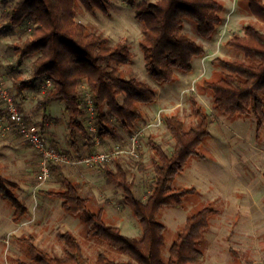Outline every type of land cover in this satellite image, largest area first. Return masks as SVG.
Masks as SVG:
<instances>
[{
	"label": "trees",
	"instance_id": "obj_1",
	"mask_svg": "<svg viewBox=\"0 0 264 264\" xmlns=\"http://www.w3.org/2000/svg\"><path fill=\"white\" fill-rule=\"evenodd\" d=\"M107 2L9 0L0 17L1 23L13 27L28 18L27 36L15 44L14 52L20 59L34 56L30 63L31 76L39 78L46 75L50 80V86L36 102V109L41 112L39 127L45 134V122L50 120L48 104L52 100H61L67 118V135L75 153L78 151L77 133L84 138L86 146L93 149L96 140L101 142L110 137L117 126L132 131L143 116L141 105L156 101L154 88L148 82L121 74L120 66L128 64L133 57L125 38L108 45L105 36L89 31L86 25L74 19L77 4L89 12L98 10L108 14ZM247 6L257 22L264 24V1L247 0ZM221 11L222 5L216 0L139 2L134 11L142 25L138 47L150 77L163 84L173 82L178 72H190L191 60L202 56L204 51L182 31L183 21H192L199 36L209 38L221 22ZM225 46L239 53L242 60L215 57L212 65L219 68V77L204 78L202 87L210 93L219 114L229 121L252 119L255 138L258 139L264 131V34L255 26L247 25L243 35H233L226 40ZM83 83L92 107L94 132L84 126L80 117V87ZM12 86L21 95L27 84L15 78ZM188 100L194 117L190 127L186 128L184 121L175 114L164 116L166 129L173 141L170 152L149 137V147L153 152L150 157L152 179L144 199L135 194L133 182L118 160L114 168L101 167L107 181L121 189L123 203L139 225L138 236L122 234L117 226L107 221L106 202L91 210L90 197L81 194V182L68 179L63 174V166L52 165L62 176L61 185L43 193L60 200L62 211L78 218L85 228L86 238L102 242L124 259L112 258L104 251L97 252L94 259H90L84 255L75 234L65 230L59 234L62 244L59 254L38 247L32 236L20 238L29 258L18 260L17 264L202 263L205 254L200 243L210 226V219L217 213L211 204L207 203L186 217L184 225L168 246L167 255L162 254L166 226L159 220L164 207L182 208L185 201L195 196L197 190L194 187L174 185L173 181L193 157L205 156V145L211 136L210 114L194 96ZM136 165L139 171L145 170L142 161ZM18 187L16 180L0 172V197L12 207L13 222L20 221L28 212V207L18 197Z\"/></svg>",
	"mask_w": 264,
	"mask_h": 264
},
{
	"label": "rangeland",
	"instance_id": "obj_2",
	"mask_svg": "<svg viewBox=\"0 0 264 264\" xmlns=\"http://www.w3.org/2000/svg\"><path fill=\"white\" fill-rule=\"evenodd\" d=\"M141 1L144 0H108V14L98 10L89 12L77 4L74 19L86 25L89 31L105 36L108 45L125 38L133 57L128 64L120 66L121 74L148 82L154 88L156 101L141 105L143 116L132 131L117 126L110 137L97 142L93 149L88 148L84 138L77 133L78 151L75 153L65 128L57 131L61 135L60 142L53 132L51 136L49 131H45V135H49L50 142L61 151L86 156L96 150L126 149L133 134H137L138 158L122 153L104 166L114 168L118 160L133 182L135 194L144 199L152 179L150 157L153 152L149 147V137L170 152L173 141L166 129L164 116L175 114L184 121L186 128L190 127L194 117L188 99L194 96L210 114L211 136L205 145V156L193 157L173 181L174 185L194 187L197 190L195 196L185 201L182 208L169 206L160 212L159 220L166 226L162 254L167 255L168 246L184 225L186 217L209 203L217 213L210 219V226L200 243L205 254L200 264H264V131L256 139L252 119H226L213 106L210 93L202 87L204 78L219 77V68L212 65L215 57L242 60L239 53L225 46L226 40L233 35H243L247 25L255 26L264 34V24L250 14L247 0H216L222 5L221 22L209 38L200 37L192 21H183L182 31L202 46L203 55L191 60L190 72H178L173 82L159 84L145 71L138 47L142 25L134 11ZM8 4L9 0H0V17ZM28 27V18L14 27L0 21V80L16 94L13 80L19 78L26 82L22 94L15 97L27 119L40 125L37 116L41 112L36 109V102L50 85L46 75L38 81L31 76L30 63L34 56L20 59L14 52L15 44L27 36ZM80 98L81 120L88 130L94 132L85 83L80 87ZM139 160L145 165L143 171L137 169ZM101 167L69 163L63 165L62 171L68 179L81 182V194L90 197L91 210L106 202L107 221L117 226L122 234L138 236L139 225L123 203L121 189L106 180ZM0 172L19 183L16 192L28 207L27 214L20 221L13 222L12 207L0 197V264H17L18 260L28 259L20 238L29 236L34 238L38 247L59 254L62 250L59 234L65 230L75 234L84 255L90 259H94L99 251L115 259H124L102 242L86 238L85 228L78 218L64 213L60 200L43 193L60 187L62 176L56 168H51L49 178L41 181L39 155L11 128L1 100Z\"/></svg>",
	"mask_w": 264,
	"mask_h": 264
},
{
	"label": "built area",
	"instance_id": "obj_3",
	"mask_svg": "<svg viewBox=\"0 0 264 264\" xmlns=\"http://www.w3.org/2000/svg\"><path fill=\"white\" fill-rule=\"evenodd\" d=\"M48 85L50 80L47 77ZM17 94L11 91L0 80V100L2 108L5 111L7 120L13 130L27 143H29L39 155L40 179L47 180L51 175L52 165H67L69 163H83L86 166H102L108 164L111 159L120 156L122 153L138 158L139 138L133 134L130 145L126 149L101 151L96 150L86 156L77 154H67L53 144L45 137L38 124L30 122L22 110L19 100L15 97ZM89 110L92 113V107L88 96ZM93 129V128H92ZM95 131V127H94ZM99 142L96 140V143Z\"/></svg>",
	"mask_w": 264,
	"mask_h": 264
},
{
	"label": "crops",
	"instance_id": "obj_4",
	"mask_svg": "<svg viewBox=\"0 0 264 264\" xmlns=\"http://www.w3.org/2000/svg\"><path fill=\"white\" fill-rule=\"evenodd\" d=\"M39 78H37V81L39 80ZM47 115L50 117V120L45 122V131H49V135H51V132H53L56 139L60 142L61 135L57 131L59 130V128L66 129L65 121L67 119L65 113H63V102L61 100L50 101L48 104ZM37 117L41 118V115ZM54 120H56V122ZM61 121H64V123H62Z\"/></svg>",
	"mask_w": 264,
	"mask_h": 264
}]
</instances>
